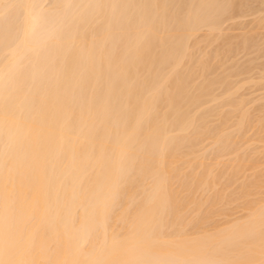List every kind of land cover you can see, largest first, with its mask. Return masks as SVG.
Returning <instances> with one entry per match:
<instances>
[{"label": "bare ground", "instance_id": "bare-ground-1", "mask_svg": "<svg viewBox=\"0 0 264 264\" xmlns=\"http://www.w3.org/2000/svg\"><path fill=\"white\" fill-rule=\"evenodd\" d=\"M262 58L264 0H0V264H264Z\"/></svg>", "mask_w": 264, "mask_h": 264}, {"label": "rangeland", "instance_id": "rangeland-1", "mask_svg": "<svg viewBox=\"0 0 264 264\" xmlns=\"http://www.w3.org/2000/svg\"><path fill=\"white\" fill-rule=\"evenodd\" d=\"M262 61H264V58H262V60H261L260 62H262ZM258 93H259V92H257L256 94L259 95ZM260 93H261V92H260ZM235 216H238V215H235Z\"/></svg>", "mask_w": 264, "mask_h": 264}]
</instances>
